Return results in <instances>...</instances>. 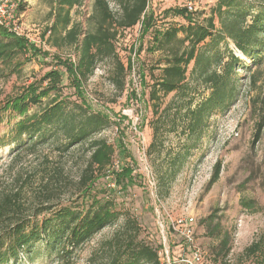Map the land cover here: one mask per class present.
Segmentation results:
<instances>
[{"label":"trees","instance_id":"trees-1","mask_svg":"<svg viewBox=\"0 0 264 264\" xmlns=\"http://www.w3.org/2000/svg\"><path fill=\"white\" fill-rule=\"evenodd\" d=\"M209 1L213 3L203 11H189L185 1L180 7L163 8L162 17L171 13L181 21L154 29L149 47L163 53L156 62L159 73L149 70L151 117L147 125L151 137L146 148L156 180L162 184L173 181L198 149L208 120L227 111L240 97L239 70L249 69L250 62L254 68L249 84L254 86L261 79L255 136L264 126V0ZM81 2L53 0L46 36L54 37V45L75 49L74 62L67 67L73 94L63 92L62 74L51 67L26 84L18 95L7 99L4 109L21 117L7 136L6 145H12L14 150L10 169L22 156L35 154L46 144L59 157L86 144L88 155L76 181H71L72 193L65 199L59 194L62 168L55 166L48 152L43 154L36 171L17 172L10 188L0 191V264L31 261L39 252L64 264L96 233L118 222L120 226L108 241V257L102 264H161L160 242L151 243L141 237L143 228L137 218L129 210H121L106 189L101 196L96 191L98 178L111 173L120 189L126 188L132 183V169L122 166L120 170H110L115 146L98 135L111 126L112 120L91 109L79 90L101 63L110 66L109 80L123 90L132 66L118 56L116 40L124 32L146 34L153 28L156 15L148 11L149 0H113L115 12L108 0H93L87 28L83 30L71 19L72 10ZM23 8L21 4L17 7L19 14ZM28 52L36 56L40 53L22 36L0 24V74L9 77L18 72L23 62L31 59ZM31 106L38 109L29 114ZM219 172L218 162L213 166L210 185L217 181ZM33 175H38L39 186L27 198L26 184ZM240 204L251 211L257 209L253 200L243 199ZM201 221L209 234L218 238L214 260L225 258L230 251L229 232L221 230L214 215ZM243 254L264 261V236L253 240Z\"/></svg>","mask_w":264,"mask_h":264},{"label":"rangeland","instance_id":"rangeland-1","mask_svg":"<svg viewBox=\"0 0 264 264\" xmlns=\"http://www.w3.org/2000/svg\"><path fill=\"white\" fill-rule=\"evenodd\" d=\"M52 2L53 0H15L13 13L21 26L20 36L40 53L36 56L28 52L31 59L23 62L18 72L13 75L6 77L0 74V191L10 188L17 172L25 170L24 172L31 174L36 171L43 154L48 152L49 157L55 161V166L62 168L63 180L59 194L65 199L72 193L71 181H76L88 155L86 144L61 157L50 150V145H43L37 153L22 156L12 169L8 164L14 150L12 145H6L8 134L21 117L9 109H4L5 102L18 95L26 84L54 67L62 74L63 92H74L67 72L68 63L74 62V47L54 45V37H46L51 24ZM183 2L184 0H149L148 11H153L156 15L153 28L144 35L141 31H132L118 36V56L132 66L123 90L117 89L109 80L110 66L107 63L99 64L94 74L79 89L84 102L91 109L104 113L112 120L111 126L98 135L115 146V158L110 170L117 171L122 166L132 169V183L126 188L120 189L111 173L98 178L96 191L101 196L106 189V194L115 198L121 210H129L137 218L143 228L141 237L151 243L160 242L161 247L166 246L169 251L177 250V237L168 230L167 216H191L194 218L195 239L206 264H264L258 257H247L243 254L246 246L261 235L264 236V126L258 137L255 136L260 114L258 99L261 98V90L258 86L261 79L254 86L249 84L250 71L254 68L251 62L247 61L249 69L239 70L240 97L227 111L208 120L198 149L184 162L173 181L167 184L157 182L152 158L146 154L151 137L147 125L151 117V105L147 95L149 73H159L156 62L163 55L161 51H152L149 47L152 45L154 29H164L167 24L181 21V18L171 13L162 17L163 8L180 7ZM108 3L115 12L117 7L113 0H108ZM212 3L209 0H200L197 10H207ZM20 4L24 7L21 14L17 10ZM92 4L93 0H82L71 12L72 21L78 22L83 30L87 28ZM19 60L22 61L23 57H19ZM2 70L0 65V72ZM130 90H133L134 95H131ZM45 100L44 98L43 102ZM37 109L36 106H31L28 113ZM171 142L175 143L173 139ZM218 162L219 177L210 185L213 166ZM38 180V175H33L26 184L29 188L27 198L37 192L35 190L39 186ZM243 199L253 200L257 209L251 211L242 207L240 200ZM209 215H214V222H220L221 230L230 234V251L221 260H214V248L218 244V238L210 235L206 224L201 221ZM161 224L165 229L164 236ZM119 226L120 222L103 228L78 248L64 264H91V261L102 264L108 257V241ZM173 257L170 252L169 259L172 260ZM166 260L165 256H160L163 264H166ZM17 264L58 263L39 252L33 255L31 261L22 259Z\"/></svg>","mask_w":264,"mask_h":264},{"label":"built area","instance_id":"built-area-1","mask_svg":"<svg viewBox=\"0 0 264 264\" xmlns=\"http://www.w3.org/2000/svg\"><path fill=\"white\" fill-rule=\"evenodd\" d=\"M185 6L191 12H194L199 7L200 0H184ZM15 0H0V24L8 28L14 34L22 35L20 24L14 15ZM48 35V32L46 36ZM168 230L173 233L176 239L175 250L169 251L168 247H162L160 255L166 257V264H206L203 252L198 246L194 233V218L191 216H167ZM161 232L164 236V227L161 224ZM174 256L169 259V253ZM161 264H163L160 261Z\"/></svg>","mask_w":264,"mask_h":264}]
</instances>
